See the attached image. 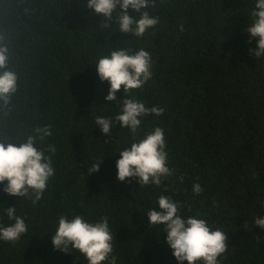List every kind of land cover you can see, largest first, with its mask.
Returning a JSON list of instances; mask_svg holds the SVG:
<instances>
[{
    "label": "trees",
    "instance_id": "16d2710c",
    "mask_svg": "<svg viewBox=\"0 0 264 264\" xmlns=\"http://www.w3.org/2000/svg\"><path fill=\"white\" fill-rule=\"evenodd\" d=\"M86 2L0 0V36L18 76L9 104L0 101V138L18 141L49 125L53 135L45 143L58 148L56 175L39 203H19L0 185V217L4 206L18 205L29 225L15 245L0 242V264H86L78 250L54 249L49 230L65 212L109 214L117 264H179L166 233L150 228L144 214L161 193L187 201L185 214L199 210L228 233L222 264H264V230L254 223L264 217V57L250 53L256 39L246 31L254 0H157L161 24L143 40L100 28L102 17L90 15ZM119 46L152 54L153 78L137 97L165 112L144 118L142 133L156 125L165 130L169 166L183 181L176 176L140 190L134 178H117L120 155L111 153L129 134L115 121L113 133L103 134L92 114L112 103L94 62ZM104 156L87 177V165ZM196 182L204 192L194 197Z\"/></svg>",
    "mask_w": 264,
    "mask_h": 264
},
{
    "label": "clouds",
    "instance_id": "9594fccd",
    "mask_svg": "<svg viewBox=\"0 0 264 264\" xmlns=\"http://www.w3.org/2000/svg\"><path fill=\"white\" fill-rule=\"evenodd\" d=\"M84 6L90 15L102 17L100 28L109 33L117 30L130 33L137 40L153 34L161 24V17L156 14L157 0H87ZM249 19L246 31L256 39V48L250 49V53L261 59L264 57V0H254ZM179 28L184 31L183 24ZM4 39L0 36V101L7 106L18 89V76L8 67L9 48ZM153 63L149 50L128 46L109 48L94 62L100 81L110 84L105 99L112 103L105 106L115 105L117 110L107 113L105 106L97 108L98 111L92 114L93 126H99L106 135L113 133V121L120 125V129H127L129 138L111 155H120L116 161L118 180L131 182L134 178L141 186L140 190L160 188L172 177L178 176L180 181L184 179L169 166L165 130L156 125L142 133L144 118L160 117L165 112L164 107L147 106L137 97V91H142L153 78ZM121 89L123 95H118ZM100 112L106 115L101 116ZM52 135L51 126L45 125L18 141L10 137L0 138V185H3L5 194L18 197L19 203L22 200L33 205L39 203L56 175L54 158L58 148L55 144L45 143ZM104 159L105 156L87 165V177L100 170ZM167 190L165 186V192ZM191 191L195 197L203 193L204 188L196 182ZM215 204L213 201V206ZM156 205L144 214L150 228L166 233V242L179 264L185 261L188 264H222L221 258L226 257L229 250L228 233L222 227L210 223L199 210L185 214L183 209L187 206L191 212V205L171 195L161 193L156 198ZM17 206L3 207V217L8 222H3L0 217V242L15 245L29 232L25 218L17 214ZM254 223L264 230V217L257 216ZM49 231L54 233L52 244L55 250L64 253L78 250L86 264H117L116 235L109 214L92 218L84 213L65 212L58 215L55 226Z\"/></svg>",
    "mask_w": 264,
    "mask_h": 264
}]
</instances>
